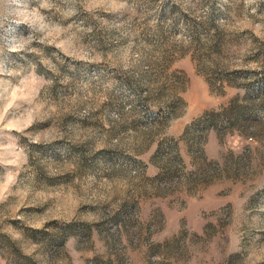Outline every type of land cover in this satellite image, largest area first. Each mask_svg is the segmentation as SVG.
Listing matches in <instances>:
<instances>
[{
	"label": "rangeland",
	"instance_id": "1",
	"mask_svg": "<svg viewBox=\"0 0 264 264\" xmlns=\"http://www.w3.org/2000/svg\"><path fill=\"white\" fill-rule=\"evenodd\" d=\"M0 264H264V0H0Z\"/></svg>",
	"mask_w": 264,
	"mask_h": 264
},
{
	"label": "crops",
	"instance_id": "2",
	"mask_svg": "<svg viewBox=\"0 0 264 264\" xmlns=\"http://www.w3.org/2000/svg\"><path fill=\"white\" fill-rule=\"evenodd\" d=\"M191 121L192 119L189 118L185 122H175L171 129H169L168 131V135L171 137V139L177 142L180 155L183 159V164H185L187 170L189 171L197 168V163L202 159H205L206 161L215 159L216 155L219 153L218 150L220 149L217 132L214 129H210L209 131L206 130L208 141L205 149V155L207 158H196L194 153L188 151L185 144L186 142L189 143L191 139L189 138L190 136L187 132V130L189 129V125H191ZM142 161L147 168L148 174L152 176L150 177V179H152V181L154 182L157 180V178L162 179L163 176L166 177L177 175L176 171L174 173V170L172 172H168V170L165 168L166 165L156 163L153 158H148V160L143 158ZM177 192L178 193L173 194L174 196L170 198L167 197L165 201L166 203L162 204L167 217L168 229L172 228L177 224H180L181 219L184 218L187 219L188 222L193 225L201 224L203 222V219L201 218L203 209L210 207L215 201V199L212 198V195L214 194L215 190H208L207 192H209V199L205 200L200 199L199 194H188L186 191ZM207 192H205V195ZM175 197H177V199H181V206L174 204L171 205V200L175 199ZM186 205L187 209H185V211H182L184 210L182 208H185Z\"/></svg>",
	"mask_w": 264,
	"mask_h": 264
}]
</instances>
